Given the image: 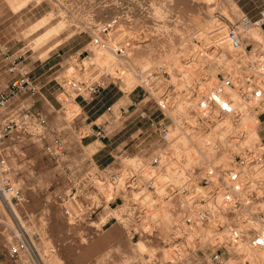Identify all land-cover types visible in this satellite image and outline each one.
Returning a JSON list of instances; mask_svg holds the SVG:
<instances>
[{"label": "rangeland", "instance_id": "rangeland-1", "mask_svg": "<svg viewBox=\"0 0 264 264\" xmlns=\"http://www.w3.org/2000/svg\"><path fill=\"white\" fill-rule=\"evenodd\" d=\"M242 15L235 0H0V50L15 42L12 57L19 55V66L36 87L33 93L23 95L28 98L23 104L9 101L0 114L22 106L40 115L45 123L43 139L24 138L10 145L19 200L5 203L0 197V264H12L4 238L19 231L26 233L41 258L49 256L54 264H206L200 252L193 255L190 249L191 238L201 236L200 240H205L209 230L186 228L180 237L175 224L185 197L179 192L175 197L176 193L166 187L170 184L179 188L185 183L194 190L197 186L189 180L194 168L225 163L231 153L255 142L262 144L256 122L259 110L243 106L236 91L234 97H228L241 110L238 119L224 116L201 128L191 122L183 127L180 123L183 119L191 121L188 114L193 102L217 77L236 72L239 62L234 52L225 51V60L219 61L217 51H212L215 47H209L208 31L212 25L225 29ZM113 18L116 22L111 30L100 32ZM245 35L252 49L264 50V25L246 30ZM93 38L99 43L94 44ZM118 46L123 47L120 58L113 54ZM82 62L97 65L107 73L99 77L101 86L90 100L72 99L73 95H65L59 85L66 69ZM6 67L0 54V91L11 77ZM145 77L150 80L144 84ZM158 83L163 87L173 84L178 98L169 112L174 123L168 128L173 137L169 135L167 141L160 138L153 124L138 116L143 111L155 124L166 121L149 94ZM182 101L191 102V106L178 110ZM119 105L124 109L119 116L105 111L107 106L114 110ZM104 120L110 130L106 136L80 137L91 132L90 125ZM179 123L186 129L173 133ZM212 130L214 144H190L194 159L191 164H185V154L174 153L171 144L182 134ZM55 138L64 148L57 162L44 151V146ZM157 153L160 159L154 167L155 195L146 193L141 198L147 206V221L156 229L149 227V234H131V229L143 225L135 222L126 194L117 193L121 199L112 201L98 199V190H91L86 176L90 174L97 182L126 167L134 171ZM98 157L104 162L102 166L95 162ZM263 205L264 201L260 207ZM253 208L242 209L239 216L246 217ZM163 217L168 224L162 225ZM260 253L255 252L256 258L262 257L264 250ZM250 258L255 263L256 258ZM225 264L236 262L227 259Z\"/></svg>", "mask_w": 264, "mask_h": 264}, {"label": "built area", "instance_id": "built-area-1", "mask_svg": "<svg viewBox=\"0 0 264 264\" xmlns=\"http://www.w3.org/2000/svg\"><path fill=\"white\" fill-rule=\"evenodd\" d=\"M115 22V18L110 19L100 32L107 33ZM263 25L264 7L258 9L254 17L242 15L226 25L224 40L232 49L239 50L238 55L243 61H238L234 74L224 73L217 77L208 91L199 94L198 99L194 101L191 114L200 127L208 125L214 118L224 116H229L233 120L239 118L241 110L233 105L226 89L235 90L242 104L251 105L254 111L259 110L256 116L264 111V50L252 49L251 40H248L245 35V31L251 26L261 28ZM244 40L247 41L246 44L241 45ZM92 42L98 44L99 39L93 38ZM248 45L249 48H247ZM0 54L6 60V72L11 76L4 90L0 91L1 110L18 93H33L36 87L19 66L17 61L19 55L12 57L5 45L1 48ZM113 54L118 58L123 56V47L114 48ZM102 75H107L105 69L92 64L84 65L82 62L67 68L59 85L65 95H73L72 99L90 100L101 86L99 77ZM149 92L166 121L155 124L143 111H139L138 116L153 124L160 138L166 141L168 128L173 123L169 112L175 104L176 88L173 84H165L163 87L158 83L152 86ZM105 111L111 116L114 113L119 116L124 109L120 105L114 110L111 106H107ZM44 125V119L40 115H33L22 106L4 110L0 114V197L5 203H8L7 200H13L15 203L19 200V188L15 181L16 169L10 161L13 153L10 145L24 138H34L36 141L43 139ZM108 126L105 120L102 123H94L90 125L91 132L80 137L106 136L110 131ZM262 147H264L263 144L255 142L250 147H243L231 153L225 163L207 164L194 168L190 180L195 182L196 190L188 188L185 183L179 188L172 187L170 184L166 187L173 194L179 192L183 198L185 197L180 205L184 206L180 208L178 222L175 224L180 237L184 235L185 228L205 227L209 230L207 238L203 241L200 240V236L191 238L190 249L193 255L200 252L206 264H225L227 259L234 260L236 264H252L245 249L264 250V205L260 207V203L264 201ZM63 150L62 141L58 138L44 146V151L54 162L59 160ZM158 161L159 153L155 154L147 164L138 166L134 171L126 167L113 171L106 177L98 178L97 182L91 179L90 174L86 176L91 190L94 192L98 190L96 194L98 199L106 198L112 201L121 199L117 193L123 196L126 194V201L131 202L129 205L133 208L135 222L143 225L136 228L138 232L136 229H131V234H149L146 233L149 227L156 229L155 225L147 221L149 219L147 206L146 203L141 202V198L146 193L155 195L154 167L156 164L158 167ZM128 192L132 194L128 196ZM252 205L254 208L246 217L239 216L242 209ZM176 233L174 231L173 235L176 236ZM4 241L7 258L12 264H54L49 256L43 258L39 256L24 231L7 234ZM253 264H264V255L256 258Z\"/></svg>", "mask_w": 264, "mask_h": 264}, {"label": "bare ground", "instance_id": "bare-ground-1", "mask_svg": "<svg viewBox=\"0 0 264 264\" xmlns=\"http://www.w3.org/2000/svg\"><path fill=\"white\" fill-rule=\"evenodd\" d=\"M212 24V23H211ZM217 25V24H216ZM210 28H211V26H209ZM212 29L210 30V31H208V33H210V44H209V47H215V49L214 50H212V51H217L216 53V55H218V57H219V61H222L223 59L225 60V57H224V55H225V51H233L234 52V58H237V60L238 61H240V62H242L243 60L239 57V55H238V52H239V50H235V49H232L230 46H229V44L224 40V32H225V29H224V27L223 26H214V25H212ZM207 28V27H206ZM252 28V26L250 27V28H248V29H251ZM247 29V30H248ZM53 30V29H52ZM47 31V30H46ZM50 31V30H49ZM49 31H47L48 33H50ZM52 32V31H51ZM47 33V34H48ZM55 33V32H54ZM49 35V34H48ZM44 36H47V35H44ZM43 36V38H46V37H44ZM202 36V35H201ZM42 38V37H41ZM113 49V48H112ZM130 49V48H129ZM133 50V49H132ZM174 53V52H173ZM206 53V52H205ZM204 53V54H205ZM172 54V53H171ZM209 54V53H208ZM212 55H213V53H211ZM109 55V54H108ZM173 55V54H172ZM210 55V54H209ZM170 56V55H169ZM175 56V55H174ZM173 56V57H174ZM178 56V55H177ZM113 57V56H112ZM176 57V56H175ZM210 57H211V55H210ZM109 59H110V56L108 57ZM217 58V57H216ZM171 59H173V58H171ZM177 60V59H176ZM166 62V61H165ZM141 63H143V62H141ZM151 64V63H150ZM167 64V63H166ZM229 65V64H228ZM181 66V65H180ZM236 66V65H235ZM186 68H188V67H186ZM190 68V67H189ZM188 68V69H189ZM236 69H237V66H236ZM178 74V73H177ZM127 77V76H126ZM157 78V77H156ZM156 78H155V80H156ZM189 78V77H188ZM147 78H144V84L145 83H147L149 80H146ZM172 79H173V81L175 80L176 81V77H172ZM158 80V79H157ZM186 80V79H185ZM160 81V80H159ZM164 82V81H163ZM166 82V81H165ZM143 83V82H142ZM161 83V82H160ZM169 83V82H168ZM178 83V82H177ZM138 84V83H137ZM183 89L182 88V86H180L179 87V90L181 91V89ZM195 91V90H194ZM194 91H192V94H193V92ZM197 92H200V91H198V90H196ZM226 93L228 94V96H230V97H234L235 96V90H231V89H226ZM192 94H190V95H192ZM190 95L187 97V98H189L190 97ZM177 96H175V98H176ZM238 97V96H237ZM174 98V99H175ZM178 100V98H176L175 99V102ZM194 103V102H193ZM242 104V103H241ZM243 106H245V107H250L251 105H245V104H242ZM185 106H187V107H189V106H191V102H185V101H182V102H180L179 104H178V110H181L183 107L185 108ZM193 106V105H192ZM239 107V106H238ZM183 110V109H182ZM181 110V111H182ZM190 110L191 109H189V112H190ZM245 110H247V108L245 109ZM185 112V111H184ZM181 113V112H180ZM182 114H185V113H182ZM189 116H192L191 117V121H189V120H186V119H183L180 123H181V125H182V127L184 126V123L185 122H187L188 124H190V122L193 124V125H195V127H199V128H201L197 123H196V121H195V119H194V117H193V115L191 114V113H189L188 114ZM221 118V117H220ZM216 119H218V118H214L213 119V122H215L214 120H216ZM178 121V120H177ZM189 121V122H188ZM173 123H174V121H173ZM180 123L178 124L179 126H178V128H175L174 130L175 131H173V133L175 132L176 133V131H178V129H180V130H185L186 128H181L180 127ZM187 124V125H188ZM186 126V125H185ZM188 127V126H187ZM189 130V129H188ZM222 131V130H221ZM224 131V130H223ZM171 132V130L169 131V133H167L168 135H167V137L169 136V135H173L172 134V132ZM179 132V131H178ZM177 132V133H178ZM190 132H193V131H191V129H190ZM194 132H196V131H194ZM194 132H193V134H194ZM212 132H214L213 130L211 131V133L210 132H201V133H199L198 135H193V134H190V135H193V136H190V135H188V133H187V137H185L186 135V133L184 134V136H183V134H182V136L180 137H178V138H176V141L174 142V141H172V143L173 144H171V145H173L174 147V149H173V151H174V153L176 154V155H181V153H183V154H185L184 156H185V164L186 165H189V164H191V162L194 160L191 156H190V150L191 149H189V147H190V144H193V145H196V144H198V145H202L203 144V146H205V145H207V144H210V143H212L213 142V144L215 143L214 142V133H212ZM221 133V132H220ZM254 134V133H253ZM175 135V134H174ZM178 135V134H177ZM180 135V134H179ZM176 136V135H175ZM197 136V139H200V140H197L195 137ZM173 137V136H172ZM170 139L171 138H169L168 139V141H170ZM173 139V138H172ZM253 139V138H252ZM166 141H167V139H166ZM170 144V143H169ZM211 145V147L212 146H214V145ZM244 144V143H243ZM170 145V146H171ZM215 145H217V144H215ZM208 147H210V146H208ZM207 151V150H206ZM182 154V155H183ZM208 154V153H207ZM181 157V156H180ZM159 159H160V157H159ZM193 159V160H192ZM225 160V159H224ZM178 161V160H177ZM180 161V160H179ZM185 165V166H186ZM177 173V172H176ZM178 175H179V173H177ZM176 176V175H175ZM180 176H181V174H180ZM172 177V176H171ZM171 180H172V178H171ZM190 180V179H189ZM179 183V182H178ZM177 183V184H178ZM197 189V187H195L194 188V190H196ZM164 190V189H163ZM162 191V190H161ZM176 195H177V193L175 194V197H176ZM148 198V197H147ZM144 200V199H143ZM147 201H148V199H147ZM150 201V200H149ZM183 202V201H182ZM171 221H174V220H171ZM167 222V224L169 223L168 221H167V219H166V217H163V219H162V225H165V223ZM174 224V223H173ZM202 228V227H201ZM186 229V228H185ZM202 229H204V228H202ZM205 231H207V230H205ZM193 232V231H192ZM200 232V231H199ZM204 233H206V232H204ZM178 236V235H177ZM202 237L200 236V239H201ZM203 241V240H202ZM141 247V249H143L144 248V246H140ZM139 247V248H140ZM246 251H248L251 255L249 256V258L250 257H253V258H256V256H255V252L256 253H258V251H259V253L260 252H262L263 250H256V249H254V251L252 250V249H245ZM261 254V253H260ZM263 255H264V253H263ZM261 258V257H260ZM232 260V259H231ZM250 260H251V262H252V264L254 263V259H252V258H250ZM256 260V259H255ZM232 261H234V260H232ZM231 262V261H230Z\"/></svg>", "mask_w": 264, "mask_h": 264}, {"label": "crops", "instance_id": "crops-1", "mask_svg": "<svg viewBox=\"0 0 264 264\" xmlns=\"http://www.w3.org/2000/svg\"><path fill=\"white\" fill-rule=\"evenodd\" d=\"M238 4L241 10L243 11V14L248 15L249 17H254L258 11V9L264 7V0H244L243 3L239 2V0H235ZM14 43H10L6 45L7 50L9 53L13 55L14 52H16ZM26 93H18L14 98L10 100V104H16V102H20L23 104V100L28 99L27 97H23ZM22 101V102H21ZM256 118V122L258 123L257 127V133L260 138L261 143L264 146V111L259 113ZM103 153H106V151H101ZM96 154V153H94ZM95 162L98 166H102L104 162L101 158H95Z\"/></svg>", "mask_w": 264, "mask_h": 264}]
</instances>
